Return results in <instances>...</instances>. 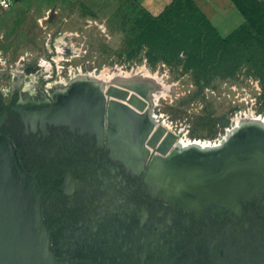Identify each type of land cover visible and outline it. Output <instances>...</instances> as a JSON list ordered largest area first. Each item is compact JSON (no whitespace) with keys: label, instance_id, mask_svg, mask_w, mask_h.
Masks as SVG:
<instances>
[{"label":"flooded vegetation","instance_id":"obj_1","mask_svg":"<svg viewBox=\"0 0 264 264\" xmlns=\"http://www.w3.org/2000/svg\"><path fill=\"white\" fill-rule=\"evenodd\" d=\"M37 66L43 67L13 70L9 87H0V137L11 140L41 192L57 257L93 264H264V189L238 207H221L159 184L165 171L155 162L154 144L164 148L173 133L165 158L192 157L207 150L184 152L182 143L219 145L230 128L217 137L213 124L210 141L188 138L185 129L170 130L152 101L136 115L134 107L109 99L112 84L102 76L35 82Z\"/></svg>","mask_w":264,"mask_h":264},{"label":"rangeland","instance_id":"obj_2","mask_svg":"<svg viewBox=\"0 0 264 264\" xmlns=\"http://www.w3.org/2000/svg\"><path fill=\"white\" fill-rule=\"evenodd\" d=\"M143 2L16 0L11 12L0 19V72L5 73L0 87H9L13 70L36 65L44 68L35 82H69L80 75L109 81L116 75H140L159 88L155 114L166 120L170 130L179 134L185 129L186 137L208 141L213 124L219 137L242 118H264L263 52L251 53L247 62L246 56L237 60L219 51L213 55V65H193L199 16L185 9L176 10L166 22L178 43L167 48L150 38L138 50L143 38L138 25L145 11L153 16L163 12L149 10ZM236 13L241 21L234 20L229 27H220L226 21L220 19L216 28L222 36L243 23ZM132 51L136 58L130 61Z\"/></svg>","mask_w":264,"mask_h":264},{"label":"water","instance_id":"obj_3","mask_svg":"<svg viewBox=\"0 0 264 264\" xmlns=\"http://www.w3.org/2000/svg\"><path fill=\"white\" fill-rule=\"evenodd\" d=\"M40 69L37 66L32 72ZM135 86L114 83L106 95L129 109L134 107L133 113L140 115L147 102L135 92ZM257 124L244 121L231 129L217 147L195 152L192 157L179 153L165 158L177 139L169 133L172 140L167 146L157 143L152 147L155 162L165 171L159 184L167 193L221 207H238L253 198L264 189V122ZM0 264H93L59 258L53 253L50 230L41 212V192L6 137H0Z\"/></svg>","mask_w":264,"mask_h":264},{"label":"trees","instance_id":"obj_4","mask_svg":"<svg viewBox=\"0 0 264 264\" xmlns=\"http://www.w3.org/2000/svg\"><path fill=\"white\" fill-rule=\"evenodd\" d=\"M233 4L243 16L245 23L235 29L226 37L222 36L208 17L198 8L193 0H173L158 16H153L145 11L144 18L139 22L138 29L143 38L139 41L138 50H142L147 40L152 38L156 44H164L167 48L178 43V39L167 28L166 22L176 10L184 9L189 13L199 16V38L194 41V51L191 54L192 64L200 67L213 65V55L219 51L236 56L237 60L246 56L247 62L251 60L250 54L264 53V1L263 0H232ZM143 10V9H142ZM144 11V10H143ZM185 23V20H182ZM188 28V24H184ZM151 41V40H149ZM152 42V43H153ZM135 53L129 54V60H134Z\"/></svg>","mask_w":264,"mask_h":264},{"label":"crops","instance_id":"obj_5","mask_svg":"<svg viewBox=\"0 0 264 264\" xmlns=\"http://www.w3.org/2000/svg\"><path fill=\"white\" fill-rule=\"evenodd\" d=\"M172 1L173 0H145V2L143 3L144 5H146L147 9L158 11L157 13L159 14ZM193 1L198 6V8L208 17V19L213 23L215 27H217L218 24L220 25L219 21L221 18L225 19L226 21H222L223 23L221 24L220 27H229L233 24L234 20L240 19L236 13L237 8L233 4L232 0H193ZM10 12H11V9L8 12H6L4 15H2L0 19L6 16ZM238 13L240 14L239 11ZM244 23H245V20L243 18V23H241L239 27L243 25ZM224 37H226V35H224Z\"/></svg>","mask_w":264,"mask_h":264},{"label":"bare ground","instance_id":"obj_6","mask_svg":"<svg viewBox=\"0 0 264 264\" xmlns=\"http://www.w3.org/2000/svg\"><path fill=\"white\" fill-rule=\"evenodd\" d=\"M118 82L133 83V84L135 83L136 86L133 87V89H135V92L138 93L147 102L151 103V101H152V103L154 104L153 101L155 99V94H156L158 88H157V86H155L153 84V82H151V84L147 83V82H149V80H147L146 77H142L140 75H137V76H120V77L113 78L112 80L108 81L106 84L108 85V84H114V83H118ZM246 120L248 122L254 121L255 123H258V124H262L264 122V119L260 118V117H253V116L252 117H245V118L238 120L237 124L232 129H235L236 126L244 123V121H246ZM198 144L199 143H195L194 146H190L191 145L190 143H188V144L182 143V146H185V147L188 146L187 149L184 150V152H187L190 149L193 151H195V150H197V151L198 150H212V149H214V147L218 146V145H214V146L209 145L208 147L201 148L198 146ZM195 146H197V147H195Z\"/></svg>","mask_w":264,"mask_h":264},{"label":"built area","instance_id":"obj_7","mask_svg":"<svg viewBox=\"0 0 264 264\" xmlns=\"http://www.w3.org/2000/svg\"><path fill=\"white\" fill-rule=\"evenodd\" d=\"M16 0H0V17L8 12Z\"/></svg>","mask_w":264,"mask_h":264}]
</instances>
